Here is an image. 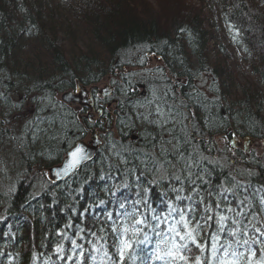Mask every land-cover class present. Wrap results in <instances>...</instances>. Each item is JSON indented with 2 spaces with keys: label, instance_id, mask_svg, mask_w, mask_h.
Masks as SVG:
<instances>
[{
  "label": "snow or ice",
  "instance_id": "obj_1",
  "mask_svg": "<svg viewBox=\"0 0 264 264\" xmlns=\"http://www.w3.org/2000/svg\"><path fill=\"white\" fill-rule=\"evenodd\" d=\"M161 52L134 46L105 70H62L22 91L0 74V177L34 174L42 183L30 206L53 208L65 193L71 200L60 209L62 226L39 217L52 226L38 246L30 244L31 264H264V182H252L264 176L258 170L264 154L253 148H264V140L245 152L227 113L202 116L219 98L182 78V68L164 63ZM252 127L264 135V117ZM85 138L101 150L97 156ZM93 180L103 182V195L81 204L84 185ZM157 190L159 207L152 198ZM15 191L9 183L3 196ZM42 196L50 203H39ZM0 208L6 222L7 199ZM3 236L16 239L11 228ZM0 257L19 264L21 253L0 250Z\"/></svg>",
  "mask_w": 264,
  "mask_h": 264
},
{
  "label": "trees",
  "instance_id": "obj_2",
  "mask_svg": "<svg viewBox=\"0 0 264 264\" xmlns=\"http://www.w3.org/2000/svg\"><path fill=\"white\" fill-rule=\"evenodd\" d=\"M181 1L155 0V5H152L149 0H64L65 9L75 16L76 28L72 30L69 24L62 23L61 28L56 25L53 21L56 10L47 4L48 0H0V74L10 75L12 80L7 83L13 89L22 91L30 81L38 82L37 78H47L53 73L59 75L62 70H105L110 62H114L118 52L132 49L134 46H151L153 50L163 49L161 54H167L164 63L171 61L176 71H181L182 68L185 74L182 78H190L194 87L199 88L207 84L203 88L204 95L219 98L216 104L209 103L207 111L202 110V116H222L227 113L232 129L240 136L264 140V135L259 129L252 127L253 121L258 122L259 118L264 117V0H194L198 5L192 2L193 0ZM204 6L207 7L206 10ZM21 7L27 11H21ZM222 24L228 25V30L230 25L234 27L229 32L222 28ZM80 28L85 30L84 36L97 43L99 51L86 49V53H80L77 60L73 56L77 62L74 66L73 60L66 56L63 44L60 43L59 33L75 37ZM180 28L186 31L181 33ZM236 29H239L240 35L234 40ZM214 33L231 34V44L246 54L249 68L258 77L263 90L257 85L251 89L242 86L237 96V89L233 90L230 84L237 82L238 73L241 71L239 66L232 71L230 67L227 66L226 69L222 65L223 60L230 55L222 45V36L218 37L219 43L215 45L218 48L217 53L222 54L221 59L216 57L212 60L214 63H211L208 56L209 42ZM164 41L168 42L167 45ZM25 49H29L30 53L35 50L45 54L49 58L48 65L51 68L48 65L43 67L44 64L40 61L32 63L23 58ZM177 58L184 61L182 66ZM189 70L191 77L188 76ZM201 73L202 79L199 75ZM187 91H192V88ZM19 117L21 116L17 118ZM223 131V128L219 132L213 130V138L222 135ZM98 151L101 150H97L96 156ZM57 163L59 160L47 161L41 163L40 167ZM258 170L264 172V169ZM9 176L11 180L0 177V185L15 183L17 196L12 194L10 197H4L3 192L6 190L0 189V199H7L11 205L8 220L0 222V250L19 252V264H31L30 244L38 246L45 226H52L42 222L39 217L47 216L54 224L62 226L64 213L60 209L64 202L70 203L71 200L65 193V196L61 197L62 203L53 208L41 209L36 201H31L30 206V194L36 191L42 182L32 173L26 178L14 173H9ZM34 181L36 187L32 186ZM252 182L254 186H258L260 182H264V176L253 178ZM84 187L86 191L81 204L90 202L97 193L103 195L102 181L93 180ZM152 198L159 207L158 190L152 193ZM50 201V196H42L39 203L47 205ZM0 214H4L2 208ZM9 228L16 234L14 241L3 236ZM0 264H7V261L0 257Z\"/></svg>",
  "mask_w": 264,
  "mask_h": 264
},
{
  "label": "rangeland",
  "instance_id": "obj_3",
  "mask_svg": "<svg viewBox=\"0 0 264 264\" xmlns=\"http://www.w3.org/2000/svg\"><path fill=\"white\" fill-rule=\"evenodd\" d=\"M150 3H152V5H155V0H149ZM183 1V0H182ZM181 1V2H182ZM196 1V0H195ZM194 0L192 2H194L196 5H198L199 3L195 2ZM64 0H48L47 4L50 5L51 7L55 8L56 12L54 13V19L53 21L56 22V25H58L61 28V25H63L62 23H64V25L69 24L72 27V30L76 27H74L76 20H75V16L73 13H68V10L65 9L64 4H63ZM71 5L73 6V4L71 3ZM207 8V7H206ZM205 6H204V10H206ZM82 27V26H81ZM229 27L228 25L224 26V24H222V28L224 30H228ZM83 28V27H82ZM80 28V31L75 34L73 37V35H64L63 33H59L60 36V43L63 44V49L66 53V56L70 57L73 62L72 64H77L76 60L78 57H80V53H86V49L87 50H95L96 52L99 51V49L97 48L98 45L96 42H94L92 40V38H88L85 35V30ZM212 32V30H210ZM230 32V29L228 30ZM223 37L222 38V45L228 50V53H230L229 57L225 60H223L222 65L228 69V67L231 68L232 71H234L235 68H237L239 66L240 68V73H238V77H237V82H234V84H230V87L234 89H237L236 93L237 96H239L240 90L242 89V86L247 87L248 89H251L253 86L254 88L256 87V85L258 86V88L263 90L262 85L259 83V79L256 75H254L250 68H249V60L246 57V54L244 52L241 51V49L239 48H234V45L231 44L230 39H231V34H220V33H214L213 37L210 39L209 42V52H208V56L210 57V61L211 63H214L213 61L216 59V57H220L222 54L221 53H217L218 52V48L215 47L216 43H219L218 37ZM29 49H25L22 53V57L25 59H29L30 62L33 63V61H40V63L44 64L43 67H47L48 63H49V58L45 55V54H40L37 51L33 50V52L30 53V51H28ZM100 53V52H99ZM73 56H75L76 60H74L75 58H73ZM69 60V59H68ZM213 60V61H212ZM50 68L51 66L48 65ZM228 66V67H227ZM48 67V69H50ZM35 68V67H34ZM35 70V69H34ZM82 72H84L82 70ZM204 84V83H203ZM207 84H204L202 87L205 88ZM201 87V86H200ZM207 94V93H206ZM234 103V102H233ZM30 111V110H29ZM31 115V111L28 113V111L25 113V116ZM19 119H24V116L19 117ZM221 135H217L214 138H218ZM240 140L242 141V143L244 144V151H247V147L248 144H253V141H257L256 138H252L251 136H240L239 135ZM85 141H87V138H85ZM253 148L254 150L259 149L260 152H263L264 149H261L257 144H253Z\"/></svg>",
  "mask_w": 264,
  "mask_h": 264
},
{
  "label": "water",
  "instance_id": "obj_4",
  "mask_svg": "<svg viewBox=\"0 0 264 264\" xmlns=\"http://www.w3.org/2000/svg\"><path fill=\"white\" fill-rule=\"evenodd\" d=\"M76 103H80V101L77 100ZM85 143H86V146L88 147V150H89L90 152H92L93 155H95L96 150H97V145L95 144V142H94V141H88V140H87V141H85ZM51 166H52V167H55L56 164L51 165Z\"/></svg>",
  "mask_w": 264,
  "mask_h": 264
},
{
  "label": "bare ground",
  "instance_id": "obj_5",
  "mask_svg": "<svg viewBox=\"0 0 264 264\" xmlns=\"http://www.w3.org/2000/svg\"><path fill=\"white\" fill-rule=\"evenodd\" d=\"M133 139L135 140V135H134V134H133ZM94 156H96V153H95ZM47 167H48V166H47ZM42 168H46V166H43ZM8 184H9V183L7 182V184H5V185H4V184H3V185H0V189L2 190V189L4 188V190L7 191ZM1 186H2V187H1ZM13 194H14V196H17V195H16V194H17V191H15ZM30 262H31V261H30ZM30 262H29V263H30Z\"/></svg>",
  "mask_w": 264,
  "mask_h": 264
}]
</instances>
